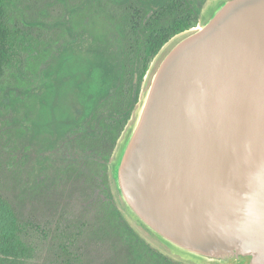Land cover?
<instances>
[{
	"label": "water",
	"instance_id": "obj_1",
	"mask_svg": "<svg viewBox=\"0 0 264 264\" xmlns=\"http://www.w3.org/2000/svg\"><path fill=\"white\" fill-rule=\"evenodd\" d=\"M110 166L173 253L264 264V0H226L170 49Z\"/></svg>",
	"mask_w": 264,
	"mask_h": 264
},
{
	"label": "trees",
	"instance_id": "obj_2",
	"mask_svg": "<svg viewBox=\"0 0 264 264\" xmlns=\"http://www.w3.org/2000/svg\"><path fill=\"white\" fill-rule=\"evenodd\" d=\"M59 1L0 0V264H85L77 250L91 228L126 238L123 245L143 258L149 254L145 244L118 213L105 215L110 224L100 230L77 218L74 201L53 202V186L46 195L48 213L39 215L30 207L37 196L33 189L46 167L45 152L74 131L86 143L85 125L100 126L101 145L113 160L155 57L173 37L200 25L201 6L198 0H151L157 7L151 16L137 2L118 9L125 17L118 57L99 33L88 44L84 37L50 51L46 41L60 21L47 23L46 14ZM110 173L125 208L111 166Z\"/></svg>",
	"mask_w": 264,
	"mask_h": 264
},
{
	"label": "rangeland",
	"instance_id": "obj_3",
	"mask_svg": "<svg viewBox=\"0 0 264 264\" xmlns=\"http://www.w3.org/2000/svg\"><path fill=\"white\" fill-rule=\"evenodd\" d=\"M198 1L201 6V23L204 24L226 0ZM136 2L138 6L144 7L148 16L155 13L157 7L151 0H60V5L49 9L46 14L47 23L56 19L60 21L57 34H53L54 37L46 41V44L48 48L53 47L50 51L56 52L55 50L63 46L83 41L84 37L86 38L84 43L88 44L94 37L92 35L99 33L103 35V40L112 50L119 52L118 57H121L125 39L119 32L124 25L125 17L118 9L129 8L130 3ZM119 3L121 5H118ZM185 34L173 37L166 44L161 55L155 59L154 67L147 77L146 88L150 84L154 70ZM45 64L42 62L43 68L46 67ZM84 130L88 137L86 143L78 139L81 133L74 131L51 149L46 152L41 151L47 155L44 159L46 167L37 177L38 184L33 189L37 195L35 205L30 207H35L39 215L48 213L46 195L54 186L56 188L53 202L65 206L71 200L74 201L77 218L82 222L93 223L100 230V225L110 224L105 215L112 216L113 212L118 213L122 222H126L138 234L149 253L144 252L141 258L137 252L133 253L134 249L132 251L127 244L123 245L126 238H111L107 232L95 233L91 228L81 237V248L77 250L81 261L85 264H163L164 262V264H199L173 253L151 231L131 218L126 206L124 208L115 195L110 173L112 154L101 145L98 136L100 126L94 122L93 125H85ZM16 168H18L17 164ZM23 174L25 175V171ZM18 177L23 176L18 174ZM47 250L44 251L43 258L47 255Z\"/></svg>",
	"mask_w": 264,
	"mask_h": 264
},
{
	"label": "flooded vegetation",
	"instance_id": "obj_4",
	"mask_svg": "<svg viewBox=\"0 0 264 264\" xmlns=\"http://www.w3.org/2000/svg\"><path fill=\"white\" fill-rule=\"evenodd\" d=\"M201 24H202V23H200V25H198V26H197L196 28H194L192 31H194L195 29H197L199 26H202V25H203V24H202V25H201ZM192 31H190V32H192ZM190 32H188V33H190ZM185 35H186V34H185ZM165 46H166V45H165ZM165 46H164V47H165ZM164 47H163V49H164ZM163 49H162V50L160 51V53L155 57V59L161 55ZM155 59H154V61H155ZM154 61H153V63H154ZM153 67H154V66H153V64H152V67H151V69H150V72H149L148 76L150 75V73H151Z\"/></svg>",
	"mask_w": 264,
	"mask_h": 264
}]
</instances>
